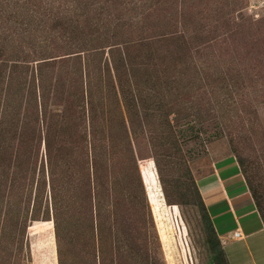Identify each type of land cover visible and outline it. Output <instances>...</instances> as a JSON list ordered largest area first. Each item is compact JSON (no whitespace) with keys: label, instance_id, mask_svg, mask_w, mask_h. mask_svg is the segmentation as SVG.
Masks as SVG:
<instances>
[{"label":"trees","instance_id":"trees-1","mask_svg":"<svg viewBox=\"0 0 264 264\" xmlns=\"http://www.w3.org/2000/svg\"><path fill=\"white\" fill-rule=\"evenodd\" d=\"M20 1V5L16 2L10 9L7 7L10 11L8 15L14 17V23L18 25H12V29H17V33L24 31L30 36H39L41 33L36 35L37 31L46 25L49 26L48 31L65 32L67 28L72 27L66 42L68 46H72L65 53L45 54L46 56L38 59H31L40 61L36 68L37 74L32 77L33 81L38 78L40 84L36 91L33 89V92H29V97L34 96L40 100L45 98V87L42 85L44 66L49 68L47 70L49 75L52 74L51 78H54L55 74L61 77V84L55 83L52 86L55 90L52 102L54 111L50 108H46L44 112L37 109L33 117L32 111L27 109L22 119H17V126L20 123L31 125L26 128L23 126V130L17 132V142L14 138L9 156L5 153L11 146H6L5 140L4 146L1 145V140L7 135L1 126L3 132L0 133V177L6 168L14 172L13 179L7 184L10 191L14 189L10 195L14 197V205L10 203L9 206L7 202L4 211L7 215L5 220L3 218V225H8V232L12 235L11 245L17 242L20 255L27 252H24L25 249H29L27 238L25 239L27 214L21 215V203L18 204L17 201L23 196V191L29 189L30 182H33V179L27 180L28 166L34 164V171L37 158L43 150L40 161L44 162V169L42 173L40 170L38 172L35 193H43L48 185L47 207L54 212L52 217L56 221L58 264L68 263L70 258V251L62 247V244L65 245V237L58 235V230L60 234V228L64 226L65 221L60 212L68 207L86 208L92 214L94 225L91 231L92 244L87 252L90 260L87 264L91 263V259L95 261L93 264H163L157 246H149L147 239L149 230L145 224L151 222V215L147 211L148 216H144L147 203L139 177L137 158L142 151H148L162 183L165 182V166H168L173 158H181L182 148L180 142L177 144L179 135L177 137V133H173L170 123L175 122L179 127L190 126L187 117L193 106L183 101L184 96L189 98L185 93H189L195 80L205 81L206 83H201L202 86L208 83L204 70L206 65L203 60L198 64L195 55L198 50L208 48L215 39L210 36L211 30L207 37L204 36L208 29L204 19L202 23L199 21L202 10L192 12L193 2L189 4L187 0H151L150 4L143 0L145 6L141 4L139 8L136 5L134 14H130V20L129 13L123 12L128 21L122 22L115 18L103 20L108 8L105 3L109 0L102 3L101 20L97 13L90 10L91 2L79 0L83 9L78 13L73 0H69L64 1L63 5L72 7L76 13L75 18L69 16L72 11L70 9L67 13L69 17L54 16L52 20L47 19V24H41L40 21L26 18L35 13L29 10L33 0ZM115 1L117 2L110 0L111 5L115 7L128 4L127 0ZM173 4L175 9L170 12ZM87 9L88 15L85 12ZM46 15L44 13V16ZM215 21L220 24L219 27L225 24L223 20ZM32 24L34 26L31 28ZM175 24L180 25V30H171ZM224 27L228 28L227 25ZM4 31L7 29L5 30V24L2 22L0 39L6 40L3 37ZM127 35L130 36L129 39ZM36 39L35 37L32 40V44ZM233 46L239 47L236 43ZM63 55L66 57L61 58ZM12 61L10 69H2L0 74L5 75L8 71L9 79L15 75L18 79L23 73L18 67L24 65V62L19 59ZM69 61L71 66L73 64L72 70L67 64ZM58 63L60 66L56 68ZM11 85L12 82L9 83V86ZM181 89L187 92H181ZM12 90L9 87L7 95L11 94ZM171 114L175 116L173 121L168 119ZM44 124L45 129L41 127ZM161 133L167 135L163 136ZM31 152V159H34L32 163L29 160ZM236 157L264 223V158L248 161L241 155ZM119 184L125 186V197L120 199L114 197L113 191L116 186L122 187ZM2 185L5 191L6 182ZM194 191L198 197L211 253L208 262L229 264L198 188L195 187ZM126 200L130 205L129 214L135 216L133 224L126 223L125 217L121 218L120 215ZM110 207L114 208L110 221L112 225L104 226L110 215ZM21 216L24 218L21 219ZM31 219L37 218L31 215ZM133 230L139 231L141 239L132 233ZM112 231L123 239L132 235L137 241H133L129 248L122 244L109 246L106 242ZM94 237L98 240L97 246L94 244ZM3 248L0 246V264L5 262L2 258ZM27 260L25 264H28Z\"/></svg>","mask_w":264,"mask_h":264},{"label":"rangeland","instance_id":"rangeland-1","mask_svg":"<svg viewBox=\"0 0 264 264\" xmlns=\"http://www.w3.org/2000/svg\"><path fill=\"white\" fill-rule=\"evenodd\" d=\"M64 1L68 2L69 0H33L29 10L35 13L30 17L26 15V18L40 21L41 24H47V19L52 20L54 16L75 18L76 13L72 7L63 5ZM85 1L91 2L90 10L92 9L97 13L101 20L100 10L104 0ZM21 2L20 0H0V23L4 22L5 30L7 29L3 34L6 40L0 39V70L10 69L13 65L12 59L23 60L24 62V65L18 67L20 71H23L20 78L17 79L15 75L14 78L9 79L8 71L5 72V75L0 74V133L3 132L1 128L3 126L8 135L3 137L2 144H0L3 145L5 140L6 146H11L5 153L6 156H9V152L12 151L14 138L17 142V132L22 131L23 126L26 128V126L31 125L20 123L17 126V119H22L27 109L32 111L31 114L34 117L37 109L44 112L49 108L54 111L55 108L52 105L53 94L55 93L52 86L55 83L61 84V77L55 74L54 78H51L52 74L49 75L47 70L49 68L44 66L42 85L45 87V98L40 100L34 96L29 97L31 95L29 92H33V89L38 88L40 84L38 78L32 80L33 74H37L36 68L40 61L31 59H38L45 54L65 53L72 46L66 44L72 27L61 32L60 30L48 31L49 26L46 25L37 31L36 35L41 33L39 36H30L24 31L17 33V29H12V25H15V18L8 15L10 12L8 9L15 3L20 5ZM73 2V5H76V11L80 13L83 5H80L79 0H73ZM112 2L117 1L112 0ZM127 2L128 4L115 7L111 5L110 0L107 1L105 4L108 8L103 20L115 18L126 22L128 17L124 15L125 11L129 13L130 20V14H134L136 5L139 8L141 4L145 6L143 0H127ZM150 2L151 0H147L148 4ZM191 2L194 5V8L191 9L192 12L202 10L200 20H198L202 23V19H204L207 23L208 31L205 32L204 36L207 37L211 30L210 36L215 37L208 48L202 51L198 50L195 55L198 58V64L203 60L206 65L204 70L207 73L208 83L206 86H202L201 83H206L205 81L198 82L195 80L192 82L189 93H185L189 98L184 96L183 101L193 106L190 115L187 117L190 120V126L179 127V125H175V122L170 123L173 133H177V137L179 135L177 144L180 142L182 151L181 158H173L169 161L170 164L165 166V182L160 181L148 151H142V154L137 158L139 177L142 181L147 203V205L145 204L144 216H148L147 211L151 215V222L145 224L149 230L147 239L149 246H157L163 264H199L211 259L207 234L204 231L201 211L199 210L198 197L194 191L197 187L195 174L205 168L208 160H210L209 147L220 142L228 148L229 152L235 156L241 155L248 161L264 158V0H187V3L190 4ZM184 3L185 1H183ZM70 9L72 11L68 16L67 13ZM174 9L173 4L170 12ZM87 11L89 10H85L86 15L89 14ZM29 13L32 14V12ZM44 13L47 15L44 16ZM216 19L225 21V24L219 27L220 24L215 21ZM225 25L228 26L227 29H224ZM33 26L32 24L31 28ZM216 26L217 28H215ZM93 27L95 26L93 25ZM237 27H241L240 30L236 29ZM171 30H180V25L175 24ZM11 34L12 36H10ZM129 35H127L128 39L130 38ZM35 37L37 39L32 44ZM30 41L31 44H29ZM234 43L238 44L239 47H234ZM35 50L36 52H34ZM62 57L66 56L63 55ZM67 64L72 70L71 61ZM59 66L58 63L56 68ZM54 72L57 73L56 70ZM10 82H12L11 86H9ZM9 87L13 90L11 94L7 95ZM181 90V92H187L185 89ZM180 112L182 113V111ZM173 118H175L173 114L168 116V119L172 121ZM45 125L41 127L45 129ZM165 133L161 134L165 136L167 135ZM15 145L17 146V143ZM164 146L168 147L170 144ZM41 149H43L42 146ZM42 151L40 157L37 158L34 171V164L28 166L27 180L33 179V182H30L29 189H25L22 193L23 196L19 198V202L17 201L18 204L21 203V215L27 214L25 239L27 238L29 249H25L24 252H27L23 255L18 253L16 241L15 244H12L13 246L11 245L12 235H10V231L8 232L10 229L7 227L8 225H3V218L5 220L7 215L4 213L6 204L7 202H9V206L10 203L13 204L14 197H10V195L14 189L10 191L7 184L11 182V178L13 179L14 172L12 173L9 168H6L0 177V246L4 247L2 257L5 260L4 264H25L24 262L28 258V264H58L56 221L52 217L54 212L49 206L47 207V204L49 205L48 197L46 198V193L47 196L49 195L48 185L45 189L46 192L36 191L35 193L38 172L40 170L42 173L44 169V162L40 161ZM31 158L32 152L29 159L32 163L34 159ZM5 182L6 187L3 191L2 183ZM119 185L122 187L116 186L113 189L114 197L118 199L125 197V186ZM25 204L28 205L27 208ZM123 206V211L120 212L121 218L125 217L126 223L130 224L135 216L132 213L129 214L131 211L128 207L130 206L129 201H124ZM78 210L80 212H77ZM113 210L114 208H109L110 215L104 226L112 225L110 221ZM60 213L65 221L63 220L64 226L60 228V234L58 230V235L65 237V245L62 244V247L70 251L69 261L65 264H87L90 260L87 252L90 251L92 244L91 231L94 225L91 212L86 208L68 207ZM31 215L37 219H31ZM23 218L21 216V219ZM132 233L141 239L138 230H133ZM125 237L123 239L121 236H116L112 231L106 244L109 246L122 244L129 248L135 238L132 235ZM73 238H75L74 241ZM94 239V244L97 246L98 240L95 237ZM75 242L79 244L77 245ZM27 254L28 257L26 258ZM63 258L62 261H64ZM94 262V259H91L90 264ZM112 264L114 263L112 262Z\"/></svg>","mask_w":264,"mask_h":264},{"label":"crops","instance_id":"crops-1","mask_svg":"<svg viewBox=\"0 0 264 264\" xmlns=\"http://www.w3.org/2000/svg\"><path fill=\"white\" fill-rule=\"evenodd\" d=\"M208 151L195 181L228 263L264 264V223L237 157L220 142Z\"/></svg>","mask_w":264,"mask_h":264},{"label":"built area","instance_id":"built-area-1","mask_svg":"<svg viewBox=\"0 0 264 264\" xmlns=\"http://www.w3.org/2000/svg\"><path fill=\"white\" fill-rule=\"evenodd\" d=\"M233 236H234L235 238H238V237H240V233L236 231V232L233 233Z\"/></svg>","mask_w":264,"mask_h":264}]
</instances>
